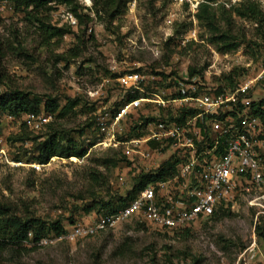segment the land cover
Segmentation results:
<instances>
[{
  "label": "rangeland",
  "instance_id": "374dc122",
  "mask_svg": "<svg viewBox=\"0 0 264 264\" xmlns=\"http://www.w3.org/2000/svg\"><path fill=\"white\" fill-rule=\"evenodd\" d=\"M259 1L264 9V0ZM94 3L78 0L79 12L91 17L80 23L69 6L53 4L50 11L31 13L0 2V90L17 88L34 97L52 96L61 105L77 100L65 117L50 120L59 124L62 135L92 144L99 112L113 110L127 99L117 78L129 70L169 75L187 67L201 80L214 71L212 79L220 74L229 87L227 77L235 71L236 83L255 79L249 94L253 102L264 98V26L236 17L245 42L222 53L207 41L208 30L194 16L195 0L192 4L130 0L126 12L115 19L103 10L97 13ZM34 15L54 25L67 24L72 31L47 41ZM163 74L149 81L148 88H169L170 79ZM1 120L0 201L15 214L47 222L61 219L68 232L73 224L100 216L97 210H84L94 200L126 197L133 189L138 175L133 174L130 159L115 167L102 165L116 152L123 157L120 149L91 145L83 158L55 156L37 169L35 164L41 163L35 160V141L12 138L31 132L28 136L41 135V140L49 127L34 132L22 117L13 119L6 113ZM133 120L130 116L126 122L127 136L143 134L144 124L139 127ZM159 162L154 160L152 167L138 162L136 174L159 168ZM97 170L105 179L93 178ZM123 174L126 182L120 184ZM231 209L229 215L201 219L187 234L136 219L85 238L61 239L62 234L52 233L42 243L26 242L22 246L27 249L9 245L0 264H264V213L249 206L242 195Z\"/></svg>",
  "mask_w": 264,
  "mask_h": 264
},
{
  "label": "built area",
  "instance_id": "2783aa9c",
  "mask_svg": "<svg viewBox=\"0 0 264 264\" xmlns=\"http://www.w3.org/2000/svg\"><path fill=\"white\" fill-rule=\"evenodd\" d=\"M195 1L196 13L200 1ZM214 73L201 80L184 67L172 76L175 80L167 89L148 88L149 81L160 77L158 72L146 74L135 69L118 75L126 93L139 96L124 99L113 110L99 112L92 146L120 149L134 169L138 162L152 167V162L160 159L158 167H164L173 159L175 174L145 185L116 213L90 223L77 222L61 239L94 236L132 219L168 231H182L211 216L221 204L234 207L239 195L264 213V116L254 113L249 96L255 79L229 87L220 74L217 80L212 79ZM148 114L153 118L146 117ZM130 116L134 124H144L143 134L127 136ZM9 117L14 119L13 115ZM21 117L34 132L41 131L52 118L44 112L24 113ZM134 169V175L142 173L136 174L138 168ZM119 180L125 184L124 174Z\"/></svg>",
  "mask_w": 264,
  "mask_h": 264
},
{
  "label": "trees",
  "instance_id": "16d2710c",
  "mask_svg": "<svg viewBox=\"0 0 264 264\" xmlns=\"http://www.w3.org/2000/svg\"><path fill=\"white\" fill-rule=\"evenodd\" d=\"M8 1L12 4L15 11H28L29 12H43L44 10L50 11L53 4L69 6L74 15L80 20V23L84 22V17L91 19L89 14H82L79 12L78 0H0ZM130 0H95L94 6L99 13L103 10L111 19H115L117 16L126 12L128 3ZM226 0H201L195 16L200 24L208 30L209 36L207 41L214 45L219 52L228 53L239 49L245 42V35H242L237 30L236 17L248 19L258 25V27L264 26V9L262 3L259 0H241L236 3H230ZM185 4H188L187 2ZM229 4V5H228ZM101 8V9H100ZM40 29L46 35V40H50L56 37H62L68 33H71V27L67 24L62 26L54 25L45 18L38 15H34ZM190 75H194L195 70L190 69ZM159 74H163L158 72ZM176 72H173L174 74ZM165 75L170 79L169 85H173V75ZM236 72L233 71L227 77V82L231 87L236 86L235 80ZM178 73L175 74V76ZM0 79V83H1ZM139 96L136 94H129L127 99H131ZM78 104L77 100H69L65 105H61L59 100L52 96L34 97L29 92H25L17 88H8L6 90H0V134L2 131L1 114H9L14 117L20 118L24 113H38L44 112L47 115L55 116V118H62ZM264 98L258 102L252 103V110L256 114L264 116ZM26 124V123H25ZM27 126V125H26ZM59 124L49 122L47 127L49 130L45 138L41 135H35L33 138L28 134L14 136L12 139L15 141L33 140L36 143L37 155L35 160L41 164L48 163L53 157L60 156L69 158L76 156L83 158L87 155L89 147L92 145L84 144V140L81 142L72 137L62 135ZM137 126H142L138 124ZM135 128V127H134ZM85 128L79 130L80 136H84ZM32 131V130H31ZM123 157H118L119 152L112 154L111 157L106 158L104 166H117L120 162L126 160V156L120 150ZM175 160L170 159L164 167H159L151 172L142 173L135 177V184L133 189L124 196H113L110 199L94 200L89 207H84V210L93 211L97 210L100 216L110 215L118 212L120 209L126 207L136 194L147 184L156 182L158 180H167L175 174ZM93 178L97 181L105 179V176L101 174L99 170L92 172ZM102 175V176H101ZM232 213L231 206L221 204L215 210V212L207 219L218 218L222 215H229ZM99 216V217H100ZM76 224V223H75ZM74 225V224H73ZM191 227H186L182 231H171L176 234L185 232L189 233ZM67 232L63 221L61 219L47 222L41 218L36 217H24L15 214L10 205L0 201V255L4 253L9 245H17L22 247L26 242H38L49 234L61 235ZM21 252L20 249H16ZM199 262V261H198Z\"/></svg>",
  "mask_w": 264,
  "mask_h": 264
}]
</instances>
